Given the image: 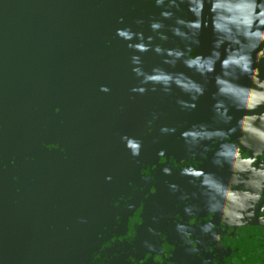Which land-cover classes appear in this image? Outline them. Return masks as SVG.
<instances>
[{
    "label": "water",
    "instance_id": "95a60500",
    "mask_svg": "<svg viewBox=\"0 0 264 264\" xmlns=\"http://www.w3.org/2000/svg\"><path fill=\"white\" fill-rule=\"evenodd\" d=\"M0 264H264V0H0Z\"/></svg>",
    "mask_w": 264,
    "mask_h": 264
},
{
    "label": "clouds",
    "instance_id": "9594fccd",
    "mask_svg": "<svg viewBox=\"0 0 264 264\" xmlns=\"http://www.w3.org/2000/svg\"><path fill=\"white\" fill-rule=\"evenodd\" d=\"M105 90H107V89H105ZM134 147H137V146L134 145ZM137 154H138V153H137ZM109 179H111V177H109Z\"/></svg>",
    "mask_w": 264,
    "mask_h": 264
}]
</instances>
